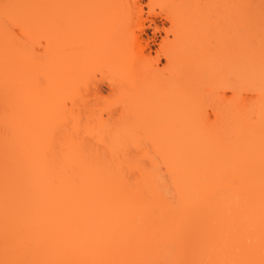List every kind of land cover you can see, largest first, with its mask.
<instances>
[{
  "label": "bare ground",
  "instance_id": "6f19581e",
  "mask_svg": "<svg viewBox=\"0 0 264 264\" xmlns=\"http://www.w3.org/2000/svg\"><path fill=\"white\" fill-rule=\"evenodd\" d=\"M37 1L17 0L20 16ZM133 2L142 10L141 0ZM206 2L171 0L164 12H148L125 54L133 66L145 62L149 76L165 60L173 131L192 128V138L177 140L165 170L84 156L68 167L32 163L40 142L18 137L14 32L3 21L13 22L16 12L0 8V240L25 247L41 234L101 237L97 243L105 234L203 235L214 238L211 258L219 264H264V40L244 42L241 0H212L206 31ZM48 23L52 30L63 24ZM85 24H72L76 34L92 30ZM50 48L51 62L62 57L65 81L123 62L107 42L85 49L53 34ZM244 83L254 94L250 102L242 98ZM198 99L211 102L213 119L194 114Z\"/></svg>",
  "mask_w": 264,
  "mask_h": 264
},
{
  "label": "rangeland",
  "instance_id": "374dc122",
  "mask_svg": "<svg viewBox=\"0 0 264 264\" xmlns=\"http://www.w3.org/2000/svg\"><path fill=\"white\" fill-rule=\"evenodd\" d=\"M51 1L31 3L24 12L27 18L22 19L17 0H0L2 12H16L13 22L9 17L3 21L14 32L18 137L40 142V147L32 150V163L50 160L52 167H68L84 156L165 170L177 140L192 138V128L180 129V134L173 131L165 60L158 65L159 73L149 76L145 62L133 66L125 54L136 26L149 13L164 12L171 0H141L142 10L133 0H78V5L73 4L75 1ZM212 11V0H207L200 13L206 20V31L212 28L207 21ZM240 12L244 42L264 40V0H241ZM49 20L63 24L52 30ZM81 21L92 30L76 34L73 26ZM53 34L62 43L69 39L73 46L85 49L107 42L113 45L115 54L123 56V62L113 71L101 67L81 70L65 81L62 57L59 62L50 61ZM246 84L242 98L250 102L254 94ZM195 104L194 114L213 119L210 101L198 99ZM187 235L105 234L104 241L97 243L99 237L86 236L82 242L80 234L63 239L56 234H41L33 241L27 239L31 243H25V247L0 240V264H219V257L211 258L215 252L213 237Z\"/></svg>",
  "mask_w": 264,
  "mask_h": 264
}]
</instances>
